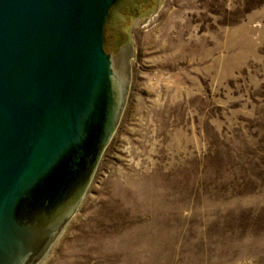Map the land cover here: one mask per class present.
Listing matches in <instances>:
<instances>
[{
	"label": "rangeland",
	"instance_id": "rangeland-1",
	"mask_svg": "<svg viewBox=\"0 0 264 264\" xmlns=\"http://www.w3.org/2000/svg\"><path fill=\"white\" fill-rule=\"evenodd\" d=\"M130 43L114 133L36 264H264V0H162Z\"/></svg>",
	"mask_w": 264,
	"mask_h": 264
},
{
	"label": "water",
	"instance_id": "water-1",
	"mask_svg": "<svg viewBox=\"0 0 264 264\" xmlns=\"http://www.w3.org/2000/svg\"><path fill=\"white\" fill-rule=\"evenodd\" d=\"M115 1L0 0V264H36L114 133L129 84L132 22L162 0ZM104 23L114 56L102 49ZM102 95L105 125L92 158L82 164L76 154L58 175L63 157L90 135ZM78 174L71 191L61 190ZM46 186L57 189L44 199Z\"/></svg>",
	"mask_w": 264,
	"mask_h": 264
},
{
	"label": "flooded vegetation",
	"instance_id": "flooded-vegetation-1",
	"mask_svg": "<svg viewBox=\"0 0 264 264\" xmlns=\"http://www.w3.org/2000/svg\"><path fill=\"white\" fill-rule=\"evenodd\" d=\"M116 4L117 3H115L114 5H116ZM114 5H112V7ZM105 22H106V20H105ZM105 25H106V23H104V28L102 30V36H103L102 37V49H103V52L105 55L114 56L113 54H110V52H108L107 48H106ZM112 91L114 94L118 92L115 88ZM105 113H106V102H105L104 95H102L101 101L99 104V108H98V113H97V116L95 117L94 125L91 126L92 131H91L90 135L86 136L85 139H83L78 146H76L72 151H70L66 157L65 156L63 157V159L61 160V162L57 166L58 167V171H57L58 175L60 173H64L66 170L70 169V164L73 162V158L76 156V154L82 155V160L80 161L82 164L88 162L92 158V153L94 152L95 148L98 146L97 145L98 141H100V138H101L102 133H103V129H104V125H105ZM78 176H79V174L74 175V176L72 175L71 176L72 178L71 177L69 178L71 180L70 183L67 182L63 187H61V190L66 189L67 191L68 190L71 191L77 185V182H79ZM51 182H53V180ZM51 184L54 185L53 183H51Z\"/></svg>",
	"mask_w": 264,
	"mask_h": 264
},
{
	"label": "trees",
	"instance_id": "trees-1",
	"mask_svg": "<svg viewBox=\"0 0 264 264\" xmlns=\"http://www.w3.org/2000/svg\"><path fill=\"white\" fill-rule=\"evenodd\" d=\"M117 2H118V0L115 1V3H117ZM115 3H114V4H115ZM114 4H113V5H114ZM261 166L264 167V156H263V159L261 160ZM55 189H57V188H55ZM55 189H54V188H51V187H49V186H46V192H48V194L44 196V199L47 198L51 193H53V191H54ZM26 199H27V198L21 200V202H20V204H19V208H18V210H20V208H21V206L23 205L24 201H27ZM42 200H43V199H42ZM17 215H18V214H17ZM18 216H19V215H18Z\"/></svg>",
	"mask_w": 264,
	"mask_h": 264
},
{
	"label": "bare ground",
	"instance_id": "bare-ground-1",
	"mask_svg": "<svg viewBox=\"0 0 264 264\" xmlns=\"http://www.w3.org/2000/svg\"><path fill=\"white\" fill-rule=\"evenodd\" d=\"M132 58V49H131V52H130V59ZM129 74H130V64H129ZM113 135V134H112ZM112 137V136H111ZM94 174V173H93ZM95 175V174H94ZM61 232V231H60ZM41 260V259H40Z\"/></svg>",
	"mask_w": 264,
	"mask_h": 264
}]
</instances>
